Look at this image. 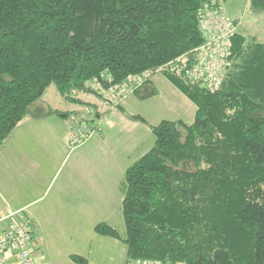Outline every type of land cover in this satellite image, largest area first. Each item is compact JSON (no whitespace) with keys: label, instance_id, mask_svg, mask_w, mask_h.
Instances as JSON below:
<instances>
[{"label":"trees","instance_id":"obj_1","mask_svg":"<svg viewBox=\"0 0 264 264\" xmlns=\"http://www.w3.org/2000/svg\"><path fill=\"white\" fill-rule=\"evenodd\" d=\"M249 6L263 11L264 0ZM207 11L208 0H0V145L27 114L58 112L38 104L49 85L82 104L100 96L93 84L141 77L132 94L148 99L161 73L195 105L189 124L130 116L154 141L123 174L125 233L93 227L123 241L124 264H264V42L233 26L219 84L202 86L187 71L208 42Z\"/></svg>","mask_w":264,"mask_h":264},{"label":"rangeland","instance_id":"obj_2","mask_svg":"<svg viewBox=\"0 0 264 264\" xmlns=\"http://www.w3.org/2000/svg\"><path fill=\"white\" fill-rule=\"evenodd\" d=\"M219 2L223 13L234 19L232 28L234 26L249 38L264 42V10L253 11L250 9L249 0H219ZM160 70L158 68L156 71L160 72ZM153 81L157 94L148 99H139L130 90L126 92L121 100L115 101V92L112 91L111 95L105 93L100 94V96L89 93L81 94V98L86 102L73 104L66 102L59 95L54 85H49L38 101L44 107L47 105L57 106L63 111L72 109L73 113L67 117L68 123L79 122L90 118L93 114L98 115L101 113L98 119L100 120L99 130L93 132L94 134L88 140L74 148L68 144L71 151L67 154L64 167L58 177L56 176L53 179L51 165L47 164L48 162L43 165L44 161L39 157L40 153L43 158L45 157L47 147H49L52 155L57 152V148L51 144L50 139H47V144L45 143L43 146L31 145V148L37 149L35 154L30 153L28 150L30 163H37V165L45 167L46 171L43 178L28 180L27 185L29 186L24 187L25 182L22 179L21 171H7L0 166V169H2L0 172V204H6L3 202L4 200L9 201L10 195H12L13 201H18L17 204L19 205L26 200L33 201L30 207L25 210V213L17 212L16 217L18 222L26 224L30 228L29 221H32V218L37 224L31 249L33 256L41 264H69V261H72L69 254L75 251L87 252L86 254L92 260L100 263L107 261H103L104 257H110L114 260L112 264H123L125 259V244L123 241L118 240V244L115 245H106L103 241L99 244L101 236L95 234L92 228L95 224L106 221L113 225L122 237L124 236L125 228L121 216V201L125 190L124 164H126V168L133 160L149 150L154 141V137L146 124L140 120L133 121L130 116L140 115L150 124H157L161 120H183L189 124L193 121L195 112L193 102L177 90L163 74L155 73ZM91 99H94L93 102L99 103V110L97 107L88 104L87 101ZM125 100L124 109H119V105ZM102 106L107 108L108 117L104 115V112H100ZM29 115L27 114L23 118V121L14 128L10 136L0 145V150L4 154H6V151L9 154L13 150L15 156L21 158L23 131L33 128V122L29 121ZM104 124L108 128L110 127L108 133L107 131L104 132L108 139L107 142H104L106 140V138L104 139L105 136L100 135L105 128V126H102ZM55 125L58 126V123ZM141 129H143L142 133H140ZM128 130L131 132L129 141L127 140ZM142 134L143 145L136 149L133 143ZM81 146L86 147L84 149H88V153H91L93 148V161L97 167L96 181L102 185L107 193L104 201L97 199L96 196L94 203H79L64 199L63 196L57 194V187L61 182V178L79 153L76 149ZM120 164H123L122 168ZM36 168L37 166L33 167L32 170L36 171V176L41 177V172ZM41 179L42 181H39ZM28 213L32 218L29 217ZM9 221L10 219H7L5 223ZM79 238L86 241V243L79 240ZM41 246L43 249L37 251L40 254L44 250L45 255L42 258L36 255V249L41 248Z\"/></svg>","mask_w":264,"mask_h":264},{"label":"crops","instance_id":"obj_3","mask_svg":"<svg viewBox=\"0 0 264 264\" xmlns=\"http://www.w3.org/2000/svg\"><path fill=\"white\" fill-rule=\"evenodd\" d=\"M151 81L154 84L153 77L151 78ZM92 100H94V99L88 100L87 102L89 104L93 105L94 107H97L99 110V106H98L99 103L93 102ZM126 100L120 105L119 109H121V110L124 109V103L126 102ZM66 102H68V101H66ZM46 107L50 108V109H54L58 112L48 114L45 117H42L39 119L34 118L31 114L29 115L30 116L29 121L33 122V128L23 131V134H22L23 147H22L21 158L16 157L15 152L13 150L10 151L9 154H8V151H6V154H4V152L2 150H0V166H2V168L6 169L7 171H13V170H18V172L21 171L22 172V179L25 182L24 187L29 186V185H27L28 180H30V179L35 180L37 178L38 179L43 178L46 174L45 167H43L41 165H37V163L36 164L30 163V157H29L28 150L30 153H34V154H35V151H37L36 148H31L30 147L31 145L43 146L46 143L47 139H50L51 144L55 145V148H57V152H54L53 155L51 154L49 147H47V149H46L44 158H43V156H41V153L39 154V157L44 161L43 165H45V163H47V162H48L47 164L51 165L50 169H51L52 174H53V179L56 176L58 177L61 174L62 169L64 167V160H65L67 154L71 151V149L68 148L69 146L67 143L68 127L70 124V122L69 123L67 122V117L71 113H73L72 112L73 110L70 109V110L63 111V110H60L57 106H52V105H47ZM100 109H101L100 112H104L105 113L104 115H106L108 117L109 112L107 111V108L102 106V107H100ZM99 116H101V113L96 116V120L99 121V123H100V120H98L100 118ZM131 120L136 121L132 118H131ZM22 121H23V119L18 124H20ZM56 123H58V126L55 125ZM102 126H105V128L103 127L104 129L100 135H104L105 136L104 139L106 138V140L104 142H107L108 139H107V136L104 134V132L107 131V133H108L110 127L108 128L105 124ZM146 126H147V124H146ZM43 127H44V129H43ZM142 130L143 129L140 130V133H142ZM149 130H150V128H149ZM128 132H129V130H128ZM130 136H131V132L128 133V139H127L128 141L130 140ZM142 137H143V134L140 135V137L138 139L136 138V142L133 143V146H136L135 147L136 149H139L140 146L142 147V145H143ZM84 148H86V147L81 146V147H78L76 149L77 151H79V153L74 158L73 162L71 163V165L69 166L67 171L63 174V176L61 178V182L59 183V186L57 187V191H58L57 194H59L60 196H63L64 199H68V200H71L74 202H79V203H83V202L94 203L96 196L98 197L97 199L104 201L105 197L107 196L106 195L107 193H106V190L102 187V185L96 181V168L97 167L93 161V151H92L93 148L91 149V153H88V149L85 150ZM79 154H81V156H79ZM132 154L134 155L135 153H132ZM89 155H90V158H89ZM129 157H131V156H129ZM129 157H126V158L128 159ZM18 161H19V163H18ZM134 161L135 160H133V162ZM5 165L7 168L5 167ZM125 165L126 164H124V171L126 169ZM31 166H32V168L37 166L36 169L39 172H41L42 176L41 177L36 176L37 173H36V171L32 170ZM120 166L122 168L123 164H120ZM42 169H44V170L42 171ZM1 171H2V169H0V172ZM124 171H123V174H124ZM39 181H42V179ZM25 193H27V192H25ZM11 197H12V195L9 196V201L4 200L3 203H6V204H0V219L3 217L9 216L12 213H17L20 211L25 213V210H27L30 207L31 203L33 202L31 200H26L23 202L21 201L22 204L19 205V204H17L18 201H13L14 199H13V197L12 198ZM11 199H12V201L10 202ZM24 199H25V197H24ZM28 215H29V213H28ZM29 217L32 218V216H30V215H29ZM29 222H30V226H31V230H32V236H33L32 241H33L34 230L37 227V224L35 223L33 218H32V221H29ZM104 222H106V221H104ZM7 224H8L7 222L5 223L2 221V223H0V228L5 227ZM108 224H110V223H108ZM40 230H41V228H40ZM41 232H42V230H41ZM99 236H101V235H99ZM79 240H82V239L79 238ZM118 240H120V239H115V238H111V237H107V236H101V241L99 242V244H101L103 241L106 245H115V244H118L117 243ZM82 241L84 243H86V241H84V240H82ZM42 246H43V244H42ZM42 246H41V248L40 247L37 248L36 251L37 250L41 251V249H43ZM86 253L87 252L75 251V252L70 253L69 255L76 254V255L83 256V257L87 258V260L90 264H105V263H107V264L111 263L112 264V263H114V260L110 257H104L103 261H105V260H107V261L105 263L104 262L100 263L99 261L92 260L88 256V254H86ZM36 255H37V257L42 258V256L45 255V252L43 250L39 254L37 251ZM124 262H125V259L123 261V264H124ZM39 264H41V263L39 262ZM69 264H76V263L70 260Z\"/></svg>","mask_w":264,"mask_h":264},{"label":"built area","instance_id":"obj_4","mask_svg":"<svg viewBox=\"0 0 264 264\" xmlns=\"http://www.w3.org/2000/svg\"><path fill=\"white\" fill-rule=\"evenodd\" d=\"M218 0H208V11L200 22V30L208 42L199 47L200 65L195 66L191 71V77L198 80L204 77L202 86L209 89L216 88L220 82L219 70L223 67L227 55L226 41L233 32L232 21L217 6ZM226 48V49H225ZM207 72V75H204ZM141 77L130 78L129 83L123 82L120 85H110L107 89L99 88V84H93L94 91L99 89L101 95L115 92V101L121 98L128 91L143 83ZM119 100V101H120ZM100 129L96 117L70 122L68 127V144L72 148L84 143L88 138ZM16 213L0 219V223L10 219L5 227L0 228V264H39L33 256L31 249L32 230L26 224L17 221ZM127 264H161L152 260H130Z\"/></svg>","mask_w":264,"mask_h":264}]
</instances>
